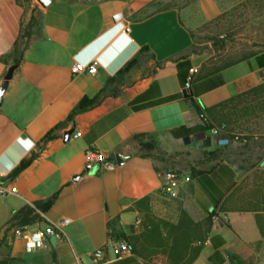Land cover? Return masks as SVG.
<instances>
[{
	"label": "crops",
	"instance_id": "obj_1",
	"mask_svg": "<svg viewBox=\"0 0 264 264\" xmlns=\"http://www.w3.org/2000/svg\"><path fill=\"white\" fill-rule=\"evenodd\" d=\"M203 0H198L201 9ZM166 0H0V187L13 186L14 194H0V264H94L93 253L104 248L101 264H168L167 257L149 251L139 239L138 253L119 257L110 247L108 225L117 221L127 236H140L149 225L147 216L169 221L156 207L167 162L141 153L142 142L154 138L159 147L173 152L190 150V138L204 150L222 149L216 139H175L171 131L200 124L193 104L201 109L241 95L264 81V51L218 73L197 78L201 69L190 54L192 36L181 11ZM37 7L39 25L32 30L9 82L10 66L1 58L11 53L31 10ZM25 8H27L25 10ZM121 18L114 21V17ZM26 40V39H25ZM137 64L114 82L127 63ZM11 63L9 58L6 59ZM96 63L95 74H73L75 64ZM195 74L186 95L189 71ZM84 99L91 106L77 112L54 137L47 133L65 122ZM73 130L69 140L64 133ZM80 133L78 138H74ZM208 135V134H207ZM88 150L100 153L102 163H87ZM264 167V143L260 149ZM35 158L13 180L4 181L32 154ZM128 156L118 166L116 154ZM147 155L148 157H141ZM104 163H114L111 170ZM202 174L189 176L178 194L183 210L201 221L214 215L199 255L189 264H264V239L251 212L221 211L238 182L237 168L227 161L210 160ZM187 184V185H186ZM52 199L45 212H36L42 229L68 218L63 240L48 236L41 248L28 251L14 235L10 220L25 206ZM161 209V210H160ZM176 223L180 212L175 210ZM139 225L136 226V222ZM120 243V242H117ZM199 242L195 243L198 245ZM186 258L180 263H185Z\"/></svg>",
	"mask_w": 264,
	"mask_h": 264
},
{
	"label": "rangeland",
	"instance_id": "obj_2",
	"mask_svg": "<svg viewBox=\"0 0 264 264\" xmlns=\"http://www.w3.org/2000/svg\"><path fill=\"white\" fill-rule=\"evenodd\" d=\"M165 3L168 6L174 5L181 11L182 22L192 35L190 54L196 57L201 68L219 67L264 49V0H203L201 11L197 4L198 0H166ZM243 107L241 105L237 108ZM254 107L255 113L245 117L240 124L231 125L229 128L225 125H214L212 128L221 130L222 133L239 135L243 140L238 143L220 146L219 137L210 133L216 139L217 145L225 149L223 160L237 168L239 174L237 183L243 187L241 195L247 196L250 195L252 185L260 183L259 178H264L261 174L264 167L260 165V147L264 143V104ZM226 113H229V110ZM146 140L143 144H148L152 148H141L140 152H146L167 162L169 166L164 172L172 171L192 177L193 170L202 171L212 167L211 164L205 163L212 160L210 154L216 148L204 150L201 147L202 143L196 142L193 138H190L188 145L190 150L185 152L165 150L164 147H159L154 138ZM182 185L181 183L177 187L175 198L161 196L163 200L157 201L155 205L168 214L166 217L169 222L175 220V210L178 212L183 210V201L178 199V194L182 189L188 191ZM190 217L193 221L198 217L194 209Z\"/></svg>",
	"mask_w": 264,
	"mask_h": 264
},
{
	"label": "trees",
	"instance_id": "obj_3",
	"mask_svg": "<svg viewBox=\"0 0 264 264\" xmlns=\"http://www.w3.org/2000/svg\"><path fill=\"white\" fill-rule=\"evenodd\" d=\"M17 3L28 4L30 0H16ZM27 8H25L26 10ZM37 7L31 10L30 18L25 26L21 23V34L19 39L15 43L11 53L1 58V60L7 65H18L21 62L24 49L27 46L32 30L39 25ZM192 36V35H191ZM26 39V40H25ZM264 51L261 50L259 52ZM251 53L244 55L237 60L229 61L219 67H203L200 69L197 78L209 76L218 73L232 65L247 60L248 58L256 55L257 53ZM9 58L11 63L6 60ZM137 57L131 60L125 65V67L119 71L117 76L110 79L109 82H114L118 77L127 73L131 68L137 64ZM185 100H191L189 95L184 97ZM94 103L93 100L84 99L79 105L72 111L67 120L45 135L42 139L43 143L51 140L54 137V132L69 122L74 115L83 110L84 108L91 106ZM264 104V81L251 89L250 91L233 97L227 101L219 103L211 108L201 109L197 105L193 104L195 113L200 119V124L197 126L186 128L181 127L171 131V135L175 139H183L185 137H194L198 139L205 138V144H211V138H214L211 134L207 135V131L212 130L214 125H225L228 128L234 124H240L245 117L255 113L256 105ZM243 105L244 107L238 109L237 107ZM229 110V113L226 111ZM232 130V128H230ZM234 130V129H233ZM225 134H219L218 137L222 138ZM144 135L135 134L130 137L131 142H138L141 148L151 149L148 144H143ZM218 138V140H219ZM241 140H243L241 138ZM261 148V147H260ZM225 149L214 150L210 155L212 160L222 161ZM141 157H148L147 155H141ZM35 158L33 153L29 158L24 159L19 166L11 172V174L4 181L13 180L27 165ZM202 171L193 170L192 176L202 174ZM261 174L264 175V172ZM260 183L253 184L250 190V195H241L242 186L238 183H233V188L225 198L221 211H236V212H251L255 216L257 227L260 231L261 237L264 239V178H259ZM52 204V199L34 204V207L25 206L16 213L13 214L10 220L11 227H26L42 221L36 210L45 212ZM214 215L202 219L201 221H193L188 213L181 210L179 218L176 223H172L162 219H156L151 216H147L149 225L145 226L144 232L140 236L131 237L127 236L122 229L118 228L117 221H113L108 225L109 240L113 242H124L131 248L134 253H138L136 242L139 239L149 243V251L154 248V252L160 250V253L167 257L168 264H189L200 253L202 243L206 240L210 230V226ZM199 242V245L195 243ZM186 258L185 263H180L181 260Z\"/></svg>",
	"mask_w": 264,
	"mask_h": 264
},
{
	"label": "built area",
	"instance_id": "obj_4",
	"mask_svg": "<svg viewBox=\"0 0 264 264\" xmlns=\"http://www.w3.org/2000/svg\"><path fill=\"white\" fill-rule=\"evenodd\" d=\"M73 74H82L87 72L88 74H95L97 72V64L92 63L88 65L87 67L81 65V64H75L72 68ZM195 71L194 69H191L189 71V76L184 84V90L188 91L191 83L194 78ZM210 133L218 137L219 134H225L224 137L219 139V145L225 146L230 143L235 144L238 143L241 140V137L236 134H230V133H222L221 130L218 129H212L210 130ZM80 136V133H76L74 135V138H78ZM85 158L87 163H102L103 157L100 153H97L92 150H88L85 153ZM115 167L114 163H104V168L111 170ZM190 181L189 176H183L176 172L167 171L163 172L162 174V182L160 187V195L162 197L173 199L177 196V187L181 183H187ZM16 193V188L11 186H1L0 187V194H14ZM70 223V220L68 218H61L55 222H51L50 224L46 225L42 229H37L34 231H30L27 229V227H15L13 229L14 235L18 238H21L24 241V245L26 250L31 251L35 249H39L42 247L44 240L48 236L55 237L58 242L63 240L64 237V228ZM136 226L139 225V222L137 221ZM207 242V240L205 241ZM204 242V243H205ZM200 243H198L199 245ZM108 245L110 247L116 248L117 253L119 257H121L124 254L130 253V249L128 245L124 242H113L109 241ZM104 256V248L97 249L93 255L92 259L94 261V264H101Z\"/></svg>",
	"mask_w": 264,
	"mask_h": 264
},
{
	"label": "water",
	"instance_id": "obj_5",
	"mask_svg": "<svg viewBox=\"0 0 264 264\" xmlns=\"http://www.w3.org/2000/svg\"><path fill=\"white\" fill-rule=\"evenodd\" d=\"M120 18H121V15H117L116 17H114V21H117ZM16 68H17V65H12V66H10L7 69V71H6L5 75H4V81L5 82H9L12 79L13 73H14ZM4 89H5V87H1L0 88V102H1V96H2V94L4 92ZM183 94L186 95L187 92L184 91ZM72 133H73V130H70V131L64 133L63 141L67 142L69 140V138H70ZM207 134H210V131H207ZM184 140L189 141L188 138H185ZM127 159H128V156H126V155H122V154H119V153L115 155V161H116V164L118 166L123 165L127 161Z\"/></svg>",
	"mask_w": 264,
	"mask_h": 264
}]
</instances>
